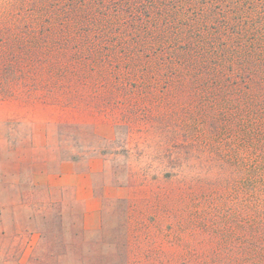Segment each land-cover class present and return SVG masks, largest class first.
<instances>
[{"label":"rangeland","instance_id":"rangeland-1","mask_svg":"<svg viewBox=\"0 0 264 264\" xmlns=\"http://www.w3.org/2000/svg\"><path fill=\"white\" fill-rule=\"evenodd\" d=\"M0 264H264V0H0Z\"/></svg>","mask_w":264,"mask_h":264}]
</instances>
